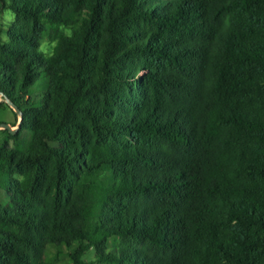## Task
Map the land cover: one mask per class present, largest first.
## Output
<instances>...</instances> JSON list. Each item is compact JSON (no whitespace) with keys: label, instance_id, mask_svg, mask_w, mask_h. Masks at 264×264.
<instances>
[{"label":"trees","instance_id":"obj_1","mask_svg":"<svg viewBox=\"0 0 264 264\" xmlns=\"http://www.w3.org/2000/svg\"><path fill=\"white\" fill-rule=\"evenodd\" d=\"M0 7V264H264V0Z\"/></svg>","mask_w":264,"mask_h":264},{"label":"rangeland","instance_id":"obj_2","mask_svg":"<svg viewBox=\"0 0 264 264\" xmlns=\"http://www.w3.org/2000/svg\"><path fill=\"white\" fill-rule=\"evenodd\" d=\"M15 17L14 15L6 9H3L0 7V27L5 30L7 29L9 26H11V24L14 22ZM3 40L6 41V37L3 35ZM54 46V43H52L49 40V37L46 36L41 43L40 46V50L44 53V54H49L52 51V48ZM2 98L0 97V102H1ZM11 109V108H10ZM14 114H12V112ZM11 111L9 109H2L0 111V125L1 124H7L10 126L11 129H14L17 127L18 124V115L13 111V109H11ZM2 131L3 129L0 128V140L2 139ZM7 202V196L6 194L0 190V203L4 204ZM109 248H111V246H109ZM54 251H50L49 256H51L53 258V260H55L56 264H70L69 259L66 255V251L63 250L61 251V254L59 256H53L54 255ZM91 258H93V252L90 251L88 253V255L85 257L86 260H90Z\"/></svg>","mask_w":264,"mask_h":264},{"label":"water","instance_id":"obj_3","mask_svg":"<svg viewBox=\"0 0 264 264\" xmlns=\"http://www.w3.org/2000/svg\"><path fill=\"white\" fill-rule=\"evenodd\" d=\"M5 103H6L11 109H13V111L18 115V117H19V118H18V124H17V127L14 128V129H11L10 126L7 125V124H1V125H0V128H2L3 130H8L10 133L14 134V133L16 132V130L19 128V126H20V122H21V114H20L19 110H18L15 106H13L11 103H9V102H7V101H5Z\"/></svg>","mask_w":264,"mask_h":264}]
</instances>
